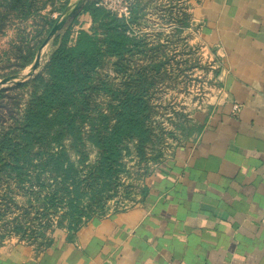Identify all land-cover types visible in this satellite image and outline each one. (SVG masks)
Segmentation results:
<instances>
[{
	"label": "crops",
	"instance_id": "crops-1",
	"mask_svg": "<svg viewBox=\"0 0 264 264\" xmlns=\"http://www.w3.org/2000/svg\"><path fill=\"white\" fill-rule=\"evenodd\" d=\"M190 19L194 39L216 55L220 85L194 138L152 168L129 201L70 239L56 230L49 254L17 245L0 260L264 264V0H191Z\"/></svg>",
	"mask_w": 264,
	"mask_h": 264
},
{
	"label": "rangeland",
	"instance_id": "rangeland-1",
	"mask_svg": "<svg viewBox=\"0 0 264 264\" xmlns=\"http://www.w3.org/2000/svg\"><path fill=\"white\" fill-rule=\"evenodd\" d=\"M104 1L110 7L118 6L117 0ZM80 3L81 0H69L65 8L59 10L63 0H0V81L13 80L0 86V127L9 125L10 117L22 111L29 93L39 86L38 78L47 79V63L53 49V39L66 30L69 13ZM139 3L143 9L141 33H148L147 38L154 42L155 52H138L121 64L119 69H116L119 65L113 60L105 59L96 70L94 80L97 87L105 84L115 93L121 88L120 83L124 82L125 78L120 76L124 68L132 76L130 81L138 79L139 75L146 83L154 81L147 91L150 110L145 120L151 129L153 143L144 144L140 150L134 142L122 147V170L116 193L105 199L102 205L92 204L91 210L85 209L76 223L77 227L129 201L126 192L132 194L142 189L145 174L160 165L175 148L194 138L199 127V113L220 96L216 55L194 39L190 19L191 0H139ZM26 4L29 7H25ZM183 13L186 15L185 28H181L179 23ZM65 19L67 23L62 30L43 44L52 27ZM49 20H54L52 27H49ZM77 20L78 23L85 21L83 15H79ZM76 30L77 27L72 29L70 43ZM163 36H166L167 41L164 49L158 46L164 41ZM37 57L36 68L30 75ZM152 61L161 64L162 69L160 73L151 75V71L148 75L143 68ZM135 73L138 74L133 76ZM92 102L98 109H106L113 104L111 96L102 91L93 96ZM82 127L85 138L87 127ZM62 143L67 155L75 163L79 164L82 157L85 159L83 165L91 164L96 159V149L87 139L83 141V148L80 143H76V146L70 144L69 139ZM53 175L41 173V184L37 187L33 186L35 181H20L12 175L0 174L1 256H6L7 252L10 254L9 251L13 253L12 249L17 245L31 248L34 256L48 253L55 243L56 230L69 236L65 227L68 217L62 216L65 208L59 201L65 189L63 185L55 183ZM84 184H80V187ZM46 187L57 190L52 203L45 204ZM82 203L87 201L83 199ZM41 245H46V248L38 249L37 246ZM17 251L14 250L15 253Z\"/></svg>",
	"mask_w": 264,
	"mask_h": 264
},
{
	"label": "trees",
	"instance_id": "trees-1",
	"mask_svg": "<svg viewBox=\"0 0 264 264\" xmlns=\"http://www.w3.org/2000/svg\"><path fill=\"white\" fill-rule=\"evenodd\" d=\"M126 1L127 17L99 5L98 0H87L70 19L62 35L54 37L47 79L38 78L39 86L29 93L22 111L10 117L9 125L0 127V174L12 175L20 181L29 179L35 181L33 186L40 187V174L54 173L55 183L65 189L59 201L65 208L62 216L68 217L65 227L69 239L80 228L76 223L85 209L91 210L92 204L102 205L116 193L122 170V147L134 142L140 150L144 144L153 143L151 129L145 120L150 110L147 91L154 81L146 83L140 75L130 81L132 76L124 68L122 74L119 71L124 82L115 93L105 84L97 87L94 80L96 70L105 59L113 60L119 69L138 52H155L154 42L147 38L148 33H141L143 9L139 0ZM68 2L63 0L59 10H63ZM82 14L88 15L89 27L80 28L70 43L72 29L79 24L77 19ZM181 16L179 23L185 28L186 15ZM53 23L54 20H49V27ZM163 38L164 41L158 43L162 49L167 45L166 36ZM161 69L162 65L155 61L143 68L148 75L151 71V75L160 73ZM100 91L110 95L113 101L106 109L93 106V96ZM82 126L87 127L85 138ZM198 130L199 127L196 133ZM67 139L74 146L80 143L82 148L87 139L96 149L94 162L83 165L84 157L79 164L70 159L62 143ZM82 183L86 184L80 187ZM45 190V204L52 203L57 190L50 187ZM125 196L129 198L131 193L126 192ZM83 199L87 203H82ZM44 246L37 247L44 250ZM0 264L15 263L0 260Z\"/></svg>",
	"mask_w": 264,
	"mask_h": 264
},
{
	"label": "water",
	"instance_id": "water-1",
	"mask_svg": "<svg viewBox=\"0 0 264 264\" xmlns=\"http://www.w3.org/2000/svg\"><path fill=\"white\" fill-rule=\"evenodd\" d=\"M86 1H87V0H81L80 5H78L77 7H75V9H73V10L69 13V17H67V18H69V19H68L67 22H69L70 19H71L73 16L76 15L77 11H79L80 7H81ZM66 20H67V19L61 21L60 23H58V24H56V25H54V26L52 27V29H51L49 35H48V36L46 37V39L44 40L43 44H45V43L48 41V39H49L50 37L55 36V35L57 34L58 31L62 30L64 24L67 23ZM37 62H38V57H37L36 61L33 63L32 67H31V70H30V73H29L30 75H32V74L34 73V70H35V68H36ZM10 80H11V79H5V80L0 81V86H1V85H4L5 83L9 82ZM11 81H13V80H11Z\"/></svg>",
	"mask_w": 264,
	"mask_h": 264
},
{
	"label": "built area",
	"instance_id": "built-area-1",
	"mask_svg": "<svg viewBox=\"0 0 264 264\" xmlns=\"http://www.w3.org/2000/svg\"><path fill=\"white\" fill-rule=\"evenodd\" d=\"M98 4L104 6L106 9H108V10L114 12V13H122L125 17L128 16V3H127L126 0H117L118 6H116V7H110V6H108L106 4V1H104V0H98ZM75 27H77L76 32L80 28H82L81 25H79V24L77 26H75ZM76 32H75V35H76ZM233 109H234V111H237L238 106L237 105H234L233 106Z\"/></svg>",
	"mask_w": 264,
	"mask_h": 264
}]
</instances>
